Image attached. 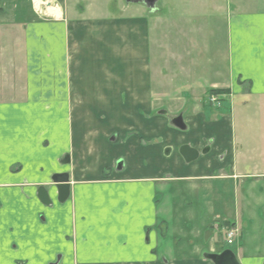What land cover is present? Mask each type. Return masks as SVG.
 Returning a JSON list of instances; mask_svg holds the SVG:
<instances>
[{
  "label": "crops",
  "instance_id": "1",
  "mask_svg": "<svg viewBox=\"0 0 264 264\" xmlns=\"http://www.w3.org/2000/svg\"><path fill=\"white\" fill-rule=\"evenodd\" d=\"M137 1L60 0L54 22L0 25V264H213L224 220L237 263L264 264V0L226 2L223 27L194 26L199 44L177 30L170 52L150 41L167 18ZM212 91L253 97L258 118L205 110Z\"/></svg>",
  "mask_w": 264,
  "mask_h": 264
},
{
  "label": "rangeland",
  "instance_id": "2",
  "mask_svg": "<svg viewBox=\"0 0 264 264\" xmlns=\"http://www.w3.org/2000/svg\"><path fill=\"white\" fill-rule=\"evenodd\" d=\"M126 1V0H125ZM128 2H136L137 0H127ZM59 2L60 0H48V4H50L51 7H54L59 11ZM118 4H124V0H117ZM140 2V1H137ZM210 2L212 3V9H210ZM226 2H228V6H230V3H233L234 0H158L154 10H149L150 13L159 14V17H162L163 19L167 18L165 26V32L157 31L155 29L151 28V34H150V41L153 46V50L156 46L157 43L163 42L165 43L166 39L171 40L169 46L167 49L169 52L172 50L171 46L173 44V38L177 36L176 31H184V34H188L189 30L191 28L192 32H190L189 35L186 37L182 34L183 39L186 42L192 41V40H197L198 44L203 41V37L201 38L200 35H196V30L194 32V26L202 25L206 26L209 28V21H211V24L215 22L220 24L223 27L224 24V11L223 9L226 7ZM145 5V4H144ZM146 6V5H145ZM46 8L43 7L41 11L34 9L32 1L31 0H0V25L4 27H12V26H19L20 24H33V23H49L50 21L54 22L53 17L50 14H46ZM216 8L217 10L214 11L213 9ZM161 10V11H160ZM211 11V12H210ZM142 12H146L145 10H142ZM148 12V13H149ZM196 12L195 18L191 17V15ZM167 16H163L166 15ZM149 16V15H148ZM172 21L174 24H172ZM182 26L183 29H172V26ZM204 27V28H206ZM207 30V29H206ZM174 33V34H173ZM173 37V38H172ZM220 44V43H219ZM222 44V43H221ZM219 46L218 49H213V54H212V59L215 64L213 65L214 67H221V64L223 62L222 57H223V46ZM175 47V45H174ZM166 48V45H165ZM201 51L202 47H199ZM165 49L163 50V53H166L168 50ZM225 51V50H224ZM204 57V53H202ZM216 69V68H215ZM204 101L203 104H205V110H208L210 107L212 108V112L214 111H219L220 109H224V113L230 114V111L233 110V117L237 118V112L240 107L243 106V111L245 116L252 115V118H258L255 114H258L254 110L257 109V105L255 102V99L252 97L248 99L245 95H234V96H228L226 94H221L220 92L217 93L216 95L211 96V94L208 93V95L203 97ZM232 103V104H230ZM225 104V108H224ZM233 107V108H230ZM214 112V113H216ZM261 113V112H260ZM262 114V113H261ZM180 117V116H179ZM174 117V119L179 118ZM247 118V117H246ZM261 121L262 125L259 127L257 130L258 135L261 137H264V114H263V119L259 120ZM255 128V127H254ZM254 128H244L246 129L245 131L248 132V135L252 136V131L254 132ZM256 143V141L254 140ZM261 146V144H260ZM263 146V145H262ZM206 195V193H204ZM184 195V194H183ZM219 195V192H216V196ZM184 197H186L184 195ZM199 198V197H198ZM191 200H194L192 196H190ZM229 203H230V196H228ZM193 206H197V201L193 202ZM219 249L221 247L224 249V251H235L236 246H228L225 242V240L220 241V243L217 245Z\"/></svg>",
  "mask_w": 264,
  "mask_h": 264
},
{
  "label": "water",
  "instance_id": "3",
  "mask_svg": "<svg viewBox=\"0 0 264 264\" xmlns=\"http://www.w3.org/2000/svg\"><path fill=\"white\" fill-rule=\"evenodd\" d=\"M158 0H143L147 8L154 10ZM175 126L178 128L183 127L181 118L175 119ZM180 154L186 162H191L197 157V152L184 146L180 149ZM120 164V163H119ZM52 182L55 185L58 194V201L63 203L69 196V177L67 174H58L52 177ZM39 199L46 205L50 204L49 195L47 191L40 188L38 192ZM208 259L213 264H238L234 254L231 251H224L220 255H208Z\"/></svg>",
  "mask_w": 264,
  "mask_h": 264
},
{
  "label": "built area",
  "instance_id": "4",
  "mask_svg": "<svg viewBox=\"0 0 264 264\" xmlns=\"http://www.w3.org/2000/svg\"><path fill=\"white\" fill-rule=\"evenodd\" d=\"M31 1H32V4H33V7H34L35 11L38 10V9L35 8V2H34V0H31ZM44 1L45 2H41L39 11H41L42 6L43 7L44 6L47 7L46 4L48 5V0H44ZM49 6H50V4H49ZM236 238H237V231L235 229L234 230L233 229H230V230H228L226 232V240H225V242H226V244L228 246H232V245H234V243L236 241Z\"/></svg>",
  "mask_w": 264,
  "mask_h": 264
},
{
  "label": "flooded vegetation",
  "instance_id": "5",
  "mask_svg": "<svg viewBox=\"0 0 264 264\" xmlns=\"http://www.w3.org/2000/svg\"><path fill=\"white\" fill-rule=\"evenodd\" d=\"M179 118H181V117H179ZM181 120H182V118H181ZM176 120L174 119H172V123H173V125L175 126V124H174V122H175ZM182 125H183V121H182ZM176 127V126H175ZM176 128H178V127H176ZM181 128H183V127H181ZM181 128H179V129H181ZM223 223H224V225H223V228H222V230H223V237H224V240H226V232L228 231V230H230V229H235L236 231H237V237H238V235H239V231H238V228H236V225H232V224H230V222H228V221H226V220H224L223 221ZM217 225V224H216ZM217 227H218V225H217ZM217 227L215 228V226L214 227H212V229L214 230V231H218V229H217ZM235 244V243H234ZM233 246V245H232ZM231 251V250H230ZM224 252V251H223ZM223 252H221V253H223ZM220 253V254H221ZM219 254V255H220Z\"/></svg>",
  "mask_w": 264,
  "mask_h": 264
},
{
  "label": "bare ground",
  "instance_id": "6",
  "mask_svg": "<svg viewBox=\"0 0 264 264\" xmlns=\"http://www.w3.org/2000/svg\"><path fill=\"white\" fill-rule=\"evenodd\" d=\"M34 2H35V8L39 10L41 2H45V1L44 0H34ZM46 6H47L46 14H50L53 17H57L59 15V11H57V9L49 6V4L48 5L46 4Z\"/></svg>",
  "mask_w": 264,
  "mask_h": 264
},
{
  "label": "trees",
  "instance_id": "7",
  "mask_svg": "<svg viewBox=\"0 0 264 264\" xmlns=\"http://www.w3.org/2000/svg\"><path fill=\"white\" fill-rule=\"evenodd\" d=\"M211 93L216 94V93H219V92L218 91H212Z\"/></svg>",
  "mask_w": 264,
  "mask_h": 264
}]
</instances>
